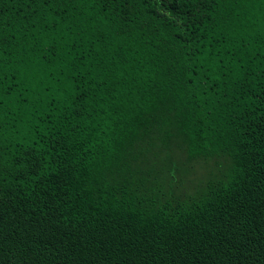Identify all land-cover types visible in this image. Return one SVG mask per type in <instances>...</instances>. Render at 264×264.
Returning a JSON list of instances; mask_svg holds the SVG:
<instances>
[{
  "label": "trees",
  "instance_id": "obj_1",
  "mask_svg": "<svg viewBox=\"0 0 264 264\" xmlns=\"http://www.w3.org/2000/svg\"><path fill=\"white\" fill-rule=\"evenodd\" d=\"M0 264H264V0H0Z\"/></svg>",
  "mask_w": 264,
  "mask_h": 264
},
{
  "label": "rangeland",
  "instance_id": "obj_2",
  "mask_svg": "<svg viewBox=\"0 0 264 264\" xmlns=\"http://www.w3.org/2000/svg\"><path fill=\"white\" fill-rule=\"evenodd\" d=\"M192 180H195L196 179V175L195 174H193V175H191V177H190Z\"/></svg>",
  "mask_w": 264,
  "mask_h": 264
}]
</instances>
